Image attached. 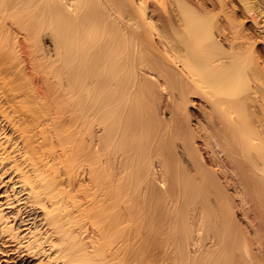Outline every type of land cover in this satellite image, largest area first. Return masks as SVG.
I'll list each match as a JSON object with an SVG mask.
<instances>
[{
    "label": "bare ground",
    "instance_id": "6f19581e",
    "mask_svg": "<svg viewBox=\"0 0 264 264\" xmlns=\"http://www.w3.org/2000/svg\"><path fill=\"white\" fill-rule=\"evenodd\" d=\"M263 42L264 0H0V264H264Z\"/></svg>",
    "mask_w": 264,
    "mask_h": 264
},
{
    "label": "rangeland",
    "instance_id": "374dc122",
    "mask_svg": "<svg viewBox=\"0 0 264 264\" xmlns=\"http://www.w3.org/2000/svg\"><path fill=\"white\" fill-rule=\"evenodd\" d=\"M247 19L248 18H245L246 24L248 25V27H250V31L254 32L253 23L252 22H247ZM255 36H256V38H260V35H258L257 33H255ZM259 50L264 54V42L259 45ZM195 102H198V101L195 100ZM191 111L193 113L197 114L195 109L192 108Z\"/></svg>",
    "mask_w": 264,
    "mask_h": 264
}]
</instances>
